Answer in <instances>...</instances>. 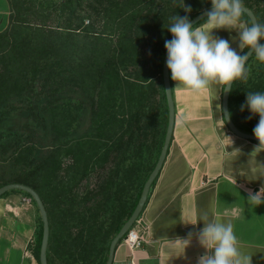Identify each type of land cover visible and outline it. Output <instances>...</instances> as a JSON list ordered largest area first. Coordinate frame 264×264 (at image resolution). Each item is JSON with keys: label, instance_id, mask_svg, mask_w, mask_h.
I'll return each instance as SVG.
<instances>
[{"label": "trees", "instance_id": "trees-1", "mask_svg": "<svg viewBox=\"0 0 264 264\" xmlns=\"http://www.w3.org/2000/svg\"><path fill=\"white\" fill-rule=\"evenodd\" d=\"M157 1L6 0L0 186L21 183L39 195L49 229L47 264H104L156 161L167 121L161 80L167 27L174 15L190 19L200 11L194 0H184L190 13L183 0ZM261 1L244 6L264 23ZM242 19L250 23L246 14ZM247 67L248 80L232 83L227 105L234 126L254 134L259 116L241 105L248 92L264 93V63L253 53ZM10 192L34 203L18 189L0 197ZM41 230L39 217L27 245L37 262Z\"/></svg>", "mask_w": 264, "mask_h": 264}, {"label": "crops", "instance_id": "crops-1", "mask_svg": "<svg viewBox=\"0 0 264 264\" xmlns=\"http://www.w3.org/2000/svg\"><path fill=\"white\" fill-rule=\"evenodd\" d=\"M206 20H201L197 25ZM240 53L235 30H214ZM174 122L165 159L138 216L142 243L120 241L112 264H198L206 253L197 234L219 218L231 222L240 251L251 264H264V203L249 201L264 188V151L233 134L221 119L222 85L195 92L171 79ZM22 193L0 197V264H35L28 248L35 211ZM30 200V199H29ZM191 233V237L189 234ZM190 240L185 247L180 241ZM39 264V263H38Z\"/></svg>", "mask_w": 264, "mask_h": 264}, {"label": "clouds", "instance_id": "clouds-1", "mask_svg": "<svg viewBox=\"0 0 264 264\" xmlns=\"http://www.w3.org/2000/svg\"><path fill=\"white\" fill-rule=\"evenodd\" d=\"M211 9L206 10V20L196 27L188 16L171 17L167 27L172 34L171 40H165L167 50V68L171 79L179 85L195 92L208 89L210 84L223 86V91L230 92L232 83L237 80L247 81L249 68L247 62L255 54L256 59L264 63V23L242 19L245 14L244 0H210ZM182 8L190 13L191 8L184 4ZM235 30L238 33V47L241 51L250 49L241 55L226 39L213 35L214 30ZM247 108L252 115H258L259 121L253 129L259 145L253 154L264 151V93L248 92L241 111ZM231 113L227 114L230 118ZM251 119V116L248 117ZM224 121V117L221 116ZM249 201L258 205L264 203V188ZM207 215L195 222L202 221L204 226L197 234L199 244L206 253L198 258V264H251V257L240 251L239 241L231 222H222L219 218L207 223ZM191 237V233L189 234ZM186 247L190 240L180 241Z\"/></svg>", "mask_w": 264, "mask_h": 264}, {"label": "water", "instance_id": "water-1", "mask_svg": "<svg viewBox=\"0 0 264 264\" xmlns=\"http://www.w3.org/2000/svg\"><path fill=\"white\" fill-rule=\"evenodd\" d=\"M245 7V14L247 15L250 23L251 22H257L255 15L253 12L246 6ZM210 7H207L205 9H202L195 13L191 18L190 21L192 23V26H194L196 23L200 22L202 19L206 18L204 15L206 10H210ZM173 37L169 40H171ZM251 51L250 49H246L244 54L247 52ZM243 54V55H244ZM167 50L165 48V51L163 53L162 57V62H161V80H162V85H163V91H164V96H165V101H166V107H167V121H166V126L164 130V136L162 140V144L158 153V156L156 158V161L149 172L148 176L146 177L139 196L137 198V201L127 217V219L123 222V224L120 226L118 231L112 236L111 240L109 241L108 244V250H107V257L104 262V264H112L113 260V254H114V249L117 245V242L125 235L127 230L132 226L136 218L138 217L140 211L142 210V207L145 203V200L147 198L148 190L149 187L152 183V181L155 179V177L158 175L160 168L162 166V163L165 159L166 156V151L169 146V142L171 139V134H172V129H173V122H174V105H173V100H172V91H171V85H170V77H169V69L167 68ZM228 94L229 92L221 91V100H220V106H221V113L222 116L225 118L224 123L227 126V128L236 136L248 139L254 142L259 143V141L256 139L254 134L247 133L240 131L237 129L234 124L232 123L231 119L227 117L228 112V105H227V99H228ZM11 189H18L21 191L26 192L30 198L34 201L35 206L37 208L40 221H41V239H40V245H39V250H38V263L39 264H47L46 261V246H47V240H48V221L46 217V212L44 209V205L39 197V195L29 186L21 184V183H5L0 186V196L11 190Z\"/></svg>", "mask_w": 264, "mask_h": 264}, {"label": "rangeland", "instance_id": "rangeland-1", "mask_svg": "<svg viewBox=\"0 0 264 264\" xmlns=\"http://www.w3.org/2000/svg\"><path fill=\"white\" fill-rule=\"evenodd\" d=\"M160 1V0H158ZM157 1V2H158ZM261 5L262 7H264V1H261ZM193 7L195 6L197 9H205L207 7H210L211 6V2L210 0H194L193 2ZM191 6V7H192ZM264 9V8H263ZM7 11H8V6H7V2L6 0H0V30L5 26L6 24V21H7ZM28 16L30 17V14H28ZM154 42H156V40L153 38L152 39ZM153 43V42H152ZM25 196V195H23ZM26 197V196H25ZM27 199V200H26ZM26 201H30L28 197H26ZM30 203L31 205H33V208H34V211H35V218H34V222H35V229H34V233H33V237L35 236V231L38 229L39 227V214H38V211H37V208L35 206V203L33 202H28ZM33 239V238H32ZM35 264H38L37 261H35Z\"/></svg>", "mask_w": 264, "mask_h": 264}, {"label": "built area", "instance_id": "built-area-1", "mask_svg": "<svg viewBox=\"0 0 264 264\" xmlns=\"http://www.w3.org/2000/svg\"><path fill=\"white\" fill-rule=\"evenodd\" d=\"M136 225H138V218H136L132 226L125 233V236L122 238V241H124L130 248L139 247L143 240L142 228L138 229L136 228Z\"/></svg>", "mask_w": 264, "mask_h": 264}]
</instances>
